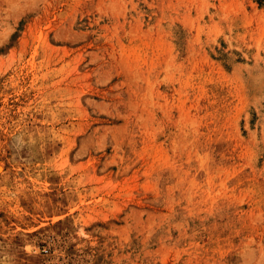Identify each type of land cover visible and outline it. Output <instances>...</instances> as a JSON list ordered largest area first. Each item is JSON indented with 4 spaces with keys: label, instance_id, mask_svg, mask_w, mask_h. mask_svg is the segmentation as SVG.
<instances>
[{
    "label": "rangeland",
    "instance_id": "1",
    "mask_svg": "<svg viewBox=\"0 0 264 264\" xmlns=\"http://www.w3.org/2000/svg\"><path fill=\"white\" fill-rule=\"evenodd\" d=\"M0 264H264V0H0Z\"/></svg>",
    "mask_w": 264,
    "mask_h": 264
},
{
    "label": "bare ground",
    "instance_id": "2",
    "mask_svg": "<svg viewBox=\"0 0 264 264\" xmlns=\"http://www.w3.org/2000/svg\"><path fill=\"white\" fill-rule=\"evenodd\" d=\"M0 166H1V164H0Z\"/></svg>",
    "mask_w": 264,
    "mask_h": 264
}]
</instances>
